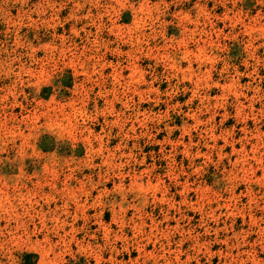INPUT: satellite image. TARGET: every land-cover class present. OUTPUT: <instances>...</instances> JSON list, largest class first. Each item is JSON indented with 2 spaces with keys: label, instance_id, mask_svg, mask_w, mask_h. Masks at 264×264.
I'll return each instance as SVG.
<instances>
[{
  "label": "rangeland",
  "instance_id": "rangeland-1",
  "mask_svg": "<svg viewBox=\"0 0 264 264\" xmlns=\"http://www.w3.org/2000/svg\"><path fill=\"white\" fill-rule=\"evenodd\" d=\"M0 264H264V0H0Z\"/></svg>",
  "mask_w": 264,
  "mask_h": 264
}]
</instances>
